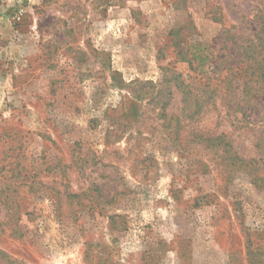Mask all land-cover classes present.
Returning a JSON list of instances; mask_svg holds the SVG:
<instances>
[{
	"label": "rangeland",
	"instance_id": "rangeland-1",
	"mask_svg": "<svg viewBox=\"0 0 264 264\" xmlns=\"http://www.w3.org/2000/svg\"><path fill=\"white\" fill-rule=\"evenodd\" d=\"M263 22L264 0H0V264H264V93L227 111ZM229 50L210 95L185 58Z\"/></svg>",
	"mask_w": 264,
	"mask_h": 264
},
{
	"label": "trees",
	"instance_id": "trees-1",
	"mask_svg": "<svg viewBox=\"0 0 264 264\" xmlns=\"http://www.w3.org/2000/svg\"><path fill=\"white\" fill-rule=\"evenodd\" d=\"M257 31H259L255 36L258 40V43L255 45L254 41L251 40L249 42V45L246 46V48L243 51L244 60L243 63H247L248 70L246 71V75H244V86H243V94L244 98H242L240 101H230V105H228V113H232L238 122H240L242 119L247 117V111L254 106L256 96L261 95V93H264V58L258 59L256 56H263L264 55V22ZM201 45V43H198ZM232 47L235 46V43L231 44ZM228 50V46H226ZM226 51V50H225ZM211 52L208 50V55ZM234 54V53H233ZM186 55V54H185ZM191 55L186 56L185 60L189 63L190 67L193 70H199L202 73L205 72V76L201 78H206L208 81L207 84H205V89L207 88V91L210 95H214L219 92L221 89V82H224L225 79L229 76V74H234L233 72V65H231V61L228 60L230 56H232V53L230 55V50L224 54L223 56H216L215 62L211 65L209 64L207 69H200L203 67V62L211 61L214 59L212 56H202L201 54H196V52L189 54ZM206 57V58H204ZM198 60L199 65L195 66V62ZM250 69V70H249ZM206 70V71H205ZM219 81L215 86L210 85V83L213 81ZM228 92V95L233 94V89L230 86H226ZM201 99V98H200ZM207 99V98H206ZM204 99V101L206 100ZM202 100V99H201ZM203 103V102H202ZM196 112H199L196 111ZM262 158L258 162H255L257 164L260 163V167L264 168V162L261 161ZM251 161H255V159H252ZM247 162V161H246ZM259 168H256L254 172H252V179L255 183L259 180H263L264 177H261L259 174Z\"/></svg>",
	"mask_w": 264,
	"mask_h": 264
}]
</instances>
